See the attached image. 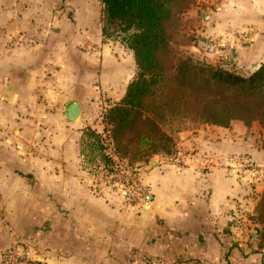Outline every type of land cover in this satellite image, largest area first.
Returning <instances> with one entry per match:
<instances>
[{
    "label": "crops",
    "instance_id": "obj_1",
    "mask_svg": "<svg viewBox=\"0 0 264 264\" xmlns=\"http://www.w3.org/2000/svg\"><path fill=\"white\" fill-rule=\"evenodd\" d=\"M212 4L188 11L205 55L251 74L264 62V0ZM100 10L98 0H0V264L20 240L37 264H264L252 219L264 192L258 124L182 133V165L136 169L145 194L134 206L82 169V129L102 133L136 74L131 51L102 42ZM70 102L77 122L64 116Z\"/></svg>",
    "mask_w": 264,
    "mask_h": 264
},
{
    "label": "trees",
    "instance_id": "obj_2",
    "mask_svg": "<svg viewBox=\"0 0 264 264\" xmlns=\"http://www.w3.org/2000/svg\"><path fill=\"white\" fill-rule=\"evenodd\" d=\"M98 1L102 42H117L131 51L137 71L124 96L102 115V133L82 129L79 152L84 171L91 176L99 168L113 171L107 148L134 169L138 161L170 155L175 140L164 129L175 120L223 128L234 121L246 127L257 121L264 128V62L242 76L184 57L170 47L193 0ZM263 211L264 192L253 218L257 249H264Z\"/></svg>",
    "mask_w": 264,
    "mask_h": 264
},
{
    "label": "rangeland",
    "instance_id": "obj_3",
    "mask_svg": "<svg viewBox=\"0 0 264 264\" xmlns=\"http://www.w3.org/2000/svg\"><path fill=\"white\" fill-rule=\"evenodd\" d=\"M212 3H215V0H213V1L212 0H193L192 1L189 8L181 16V21L179 24L178 32L173 36L170 47L172 48V50L174 52H176V53H178L184 57H189V58L193 59L194 61H198V62L207 64V65H210L212 67L222 68V69L228 71V69H226L224 64H220L221 61L220 62L212 61L213 60L212 58L205 55V50H204L205 48H204V46H202L200 44L199 39H198L199 35L196 33V29L193 27L194 21L192 19H190V14H188V11H190L191 8H198V9L202 8L203 9V5L208 7ZM210 6H214V5L212 4ZM214 10H215V8H214ZM214 10H212V11H214ZM204 14H206V15L209 14V10L207 11V9H206ZM210 45L213 46L212 44H210ZM211 48L212 47H210V49ZM219 48H222V47L217 46L216 48H212V49H219ZM232 48L234 49V47H232ZM210 49H208V50H210ZM224 49L225 48H222V50H224ZM228 49H229L228 52L233 50V49H230L229 47H228ZM234 73H237V74L242 75V76H248L249 75V74H244L242 71H237V70H235ZM243 124H245V123H243ZM253 124H258L264 130V128L257 121L251 122L248 125L251 126ZM201 126H203V125L200 124V122H198V121L197 122H188V121L182 122V119H180V121L179 120L173 121V123L171 125H169L168 127H166L164 129V130H166V133L168 135L173 136V138L175 140V147L172 149L171 154L170 155L160 154L157 156H153V158L148 163H146L144 161H138L137 163L134 164V166H137L138 168H146V170H150V169H148L150 162L153 160H157V158H166L169 161H171L172 163H174L173 162L174 158L176 156H178L179 153L184 152V150L182 149L180 144L182 143V140L185 137H181V134L186 133L185 129H188L187 131H191L193 129H198ZM256 208H257V206H256ZM256 208H255L252 219L256 215ZM263 213H264V211H263Z\"/></svg>",
    "mask_w": 264,
    "mask_h": 264
},
{
    "label": "built area",
    "instance_id": "obj_4",
    "mask_svg": "<svg viewBox=\"0 0 264 264\" xmlns=\"http://www.w3.org/2000/svg\"><path fill=\"white\" fill-rule=\"evenodd\" d=\"M215 48L220 46L222 42L219 39L209 41ZM107 154L115 163V169L106 172L99 168L94 177L95 183L103 184L107 188L119 190L122 192L125 201L134 206L139 202H144V186L140 182V178L136 169L131 168L125 162H121L113 156L110 149L107 148ZM186 151L179 153L173 160L174 164L182 165ZM256 238H252L250 242L255 243ZM2 264H37L34 254V248L26 241H17L12 248L5 252ZM149 264H159L157 260H152Z\"/></svg>",
    "mask_w": 264,
    "mask_h": 264
},
{
    "label": "water",
    "instance_id": "obj_5",
    "mask_svg": "<svg viewBox=\"0 0 264 264\" xmlns=\"http://www.w3.org/2000/svg\"><path fill=\"white\" fill-rule=\"evenodd\" d=\"M64 116L70 122H77L81 116V107L76 102L68 103L64 108ZM157 163L156 160L150 162L148 169H151L152 166H155Z\"/></svg>",
    "mask_w": 264,
    "mask_h": 264
}]
</instances>
